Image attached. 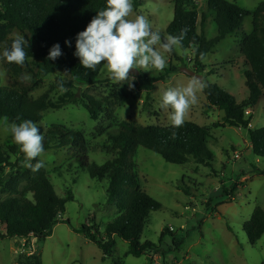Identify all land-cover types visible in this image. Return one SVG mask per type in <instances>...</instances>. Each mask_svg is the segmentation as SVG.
<instances>
[{
  "label": "rangeland",
  "instance_id": "374dc122",
  "mask_svg": "<svg viewBox=\"0 0 264 264\" xmlns=\"http://www.w3.org/2000/svg\"><path fill=\"white\" fill-rule=\"evenodd\" d=\"M138 11L133 10L129 18L135 15L146 16L154 31L161 35L174 16L173 0H141ZM198 6V30L203 27L205 36L212 39L217 36L215 14L209 12L207 0H194ZM236 3L246 11H254L264 0H227ZM253 31V17L244 18L240 29L228 35L208 54L203 64L204 71L199 74L205 83L217 84L231 94L238 102L248 98L244 72L247 68L240 53V44L245 35ZM167 66L163 71H138L134 89L129 90L127 83L115 84L109 78L105 67L101 70L94 85L75 83L71 93L78 102H69L59 109H48L42 113V127L63 125L69 129L81 131L87 145L89 164L103 165L114 157L112 142L108 134H115L117 125L129 122L137 126H167L171 109L162 108V95L169 87L187 86L189 76L181 68H193L191 50L176 49L165 54ZM173 69V70H172ZM195 70V69H194ZM172 71V72H170ZM0 84H11L9 75L0 63ZM133 75V74H131ZM162 77L154 83L155 89L148 93L139 88V76ZM25 76L30 79V74ZM68 76L63 72L43 77L41 84L31 94L38 98L51 89L59 80ZM68 91V90H67ZM66 91V92H67ZM66 92L59 88L51 90L49 99L59 103ZM85 95L102 101L106 113L97 121L79 102ZM198 101L185 116V121L194 122L210 128L211 137L207 146L214 154L212 167L198 165L190 161L185 165L165 162L159 155L138 148L134 161L143 189L152 198L162 204V208L149 215L141 242H151L157 249L153 256L160 254V262L182 264H264V234L254 245L248 242L243 231L254 209L264 210V158L248 155L246 149L250 143L248 131L230 126H216L223 122L225 112L210 107L203 90L197 93ZM251 129L264 127V97L250 109ZM245 113L246 118L250 117ZM0 145L6 149L17 146L10 133L3 130L0 122ZM18 147V146H17ZM77 151L72 147L53 148L44 151V168L49 175L56 194L68 201L65 212L58 218L52 234L45 238H0V264H28L32 253L41 255L42 264H149L145 254H128L130 243L113 236L114 252L105 257L103 251L84 233V227L95 226L98 238H105L106 226L118 215L115 204L109 203L106 193L107 180L99 181L80 168L76 159ZM239 156V158L236 157ZM24 156L20 153L11 157L22 167ZM18 167H7L6 176L0 177V202L9 196H15L7 183L15 177ZM5 175V174H4ZM243 176H246L242 179ZM27 182L20 180L18 190L25 189ZM32 199V195H26ZM172 228L160 241L162 230ZM181 243L174 248L173 239Z\"/></svg>",
  "mask_w": 264,
  "mask_h": 264
},
{
  "label": "trees",
  "instance_id": "16d2710c",
  "mask_svg": "<svg viewBox=\"0 0 264 264\" xmlns=\"http://www.w3.org/2000/svg\"><path fill=\"white\" fill-rule=\"evenodd\" d=\"M173 1L174 16L164 35L176 36L182 29H187L181 50L192 51V45H198L191 60L197 73L205 70L200 53H204L205 57L212 53L216 45L241 28L245 17H253V31L245 35L240 44V53L247 68L244 77L248 98L238 102L227 91L212 83H206L203 93L210 107L225 112L223 122L216 126L227 125L247 130L252 154L264 158V127L251 129V115L248 118L245 116V112L254 108L259 99L264 97V2L254 11H246L227 0H207L209 12L215 14L214 22L218 31L216 37L208 39L203 27L198 30L199 19L202 17V24L204 15H199L197 3L194 0ZM133 4L134 10L138 11L143 2L133 0ZM105 7L106 0H0V53L5 46L11 45L17 35L29 41V48H26L28 59L24 66L0 59L3 70L11 79L8 87L0 84V122L4 117L8 118L9 123H20L25 119L34 121L44 136L45 150L72 147L78 152L76 159L80 168L94 179L107 180L108 200L116 205L118 215L106 226L105 238H98L95 226H85L84 233L103 251L105 257H110L114 252L113 236L129 242L128 254L137 257L157 249L151 242L142 243L140 237L149 215L162 208V204L148 195L141 185L134 161L137 149L145 148L175 165H185L192 160L198 165L212 167L215 156L207 146L211 137L210 128L190 121H185L180 128H174L171 124L137 126L121 122L115 134H108L114 157L101 166L89 164L86 139L81 131L56 124L40 126L44 111L78 102L71 93L76 82L90 86L97 83L104 63L97 66L95 71L85 69L79 58L74 56L75 38ZM66 40L71 42V46L65 44ZM57 43L62 55L56 60H48L49 50ZM26 72L30 74V79L21 78ZM58 72L65 73L68 78L59 80L50 90L33 98L31 94L41 84L43 77ZM161 78L139 76V88L150 93L155 89L154 83ZM61 82L68 91L60 97L59 103H54L49 99V93L59 88ZM79 102L92 120L97 121L101 114L106 113L104 103L92 96L85 95ZM19 153L24 156L17 146L6 149L0 145V177L6 176L7 167H18L15 177L7 183L15 196L0 202V238H28L33 235L45 239L52 234L59 216L65 212V206L73 200V196L68 193L66 198L59 197L44 167L33 172L30 168L12 162L11 157ZM37 160L32 161L33 165ZM21 179L27 185L20 192L18 183ZM28 194L32 195V199L26 196ZM243 231L251 245L261 239L264 234V210L261 207L254 209L250 219L244 223ZM172 233L169 229L162 230L160 241ZM180 245L174 238V248ZM27 263L42 264L41 255L32 253Z\"/></svg>",
  "mask_w": 264,
  "mask_h": 264
},
{
  "label": "clouds",
  "instance_id": "9594fccd",
  "mask_svg": "<svg viewBox=\"0 0 264 264\" xmlns=\"http://www.w3.org/2000/svg\"><path fill=\"white\" fill-rule=\"evenodd\" d=\"M133 10V0H106V7L98 11L86 28L77 34L74 52L85 69L95 71L103 62L113 83H127L129 90L134 89L133 81L136 79L130 70L163 71L167 66L165 54L182 49L187 32V29H182L179 35L162 37L158 31L153 30L146 16L138 14L129 18ZM65 44L71 46L68 40ZM26 48H29V41L17 35L10 46L4 47L0 59L9 64L24 66L28 59ZM197 48L198 45H192L193 54ZM61 55V47L57 43L49 50L47 59L56 60ZM200 59H205L204 53H200ZM58 87L62 93L67 91L63 82ZM205 87L207 85L202 78L193 74L187 86L169 87L163 92L161 107L171 109L168 119L172 127L180 128L184 125L186 114L198 101L197 93ZM3 130L11 134L13 142L23 153L24 160L21 163L24 167L33 172L44 167L43 160H37L45 151L44 136L37 123L28 119L20 123H9L8 118L4 117ZM33 160H37L34 165Z\"/></svg>",
  "mask_w": 264,
  "mask_h": 264
},
{
  "label": "crops",
  "instance_id": "0c3cea01",
  "mask_svg": "<svg viewBox=\"0 0 264 264\" xmlns=\"http://www.w3.org/2000/svg\"><path fill=\"white\" fill-rule=\"evenodd\" d=\"M249 111H250V110H249ZM250 114H251V113H250ZM250 147H251V145H250V143H249V145H248V147H247V149H246V152H247L248 155H251V154H252V152H251V153L249 152V151H250ZM244 177H246V176H243V177L241 178V181H242V179H243ZM145 255H147V257H148V262H149V264H156V263L161 264V262H160V254H158V255H156V256H153V252H152V251H148V252L145 253Z\"/></svg>",
  "mask_w": 264,
  "mask_h": 264
},
{
  "label": "water",
  "instance_id": "95a60500",
  "mask_svg": "<svg viewBox=\"0 0 264 264\" xmlns=\"http://www.w3.org/2000/svg\"><path fill=\"white\" fill-rule=\"evenodd\" d=\"M161 36L163 37V36H166V35H161ZM162 39H163V38H162ZM180 71H181L182 73H184L185 75L189 76V77H191V75L195 74L196 76L202 78V77H201L199 74H197V72L194 70V66H193V68L183 67V68L180 69ZM130 74H133V75H136V76L139 75L138 71H136V70H134V69H133V70H130ZM202 80H203V78H202ZM249 152L251 153L252 150H250Z\"/></svg>",
  "mask_w": 264,
  "mask_h": 264
},
{
  "label": "built area",
  "instance_id": "2783aa9c",
  "mask_svg": "<svg viewBox=\"0 0 264 264\" xmlns=\"http://www.w3.org/2000/svg\"><path fill=\"white\" fill-rule=\"evenodd\" d=\"M245 113H246L247 115H250V111H246ZM236 157L239 158L238 155H236ZM169 230H170L171 232H174V230H173L172 228H169ZM156 264H158V263H156ZM163 264H182V262H179V261H174V262H172V263H166V262H163Z\"/></svg>",
  "mask_w": 264,
  "mask_h": 264
}]
</instances>
